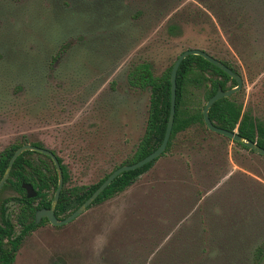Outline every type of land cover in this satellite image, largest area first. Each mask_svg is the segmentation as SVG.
I'll return each mask as SVG.
<instances>
[{"label":"rangeland","instance_id":"1","mask_svg":"<svg viewBox=\"0 0 264 264\" xmlns=\"http://www.w3.org/2000/svg\"><path fill=\"white\" fill-rule=\"evenodd\" d=\"M187 49L234 66L264 122V0H0V152L40 143L69 187L96 185L145 130L149 91L128 73L160 76ZM258 248L264 156L192 128L124 192L33 230L14 264H264Z\"/></svg>","mask_w":264,"mask_h":264},{"label":"trees","instance_id":"2","mask_svg":"<svg viewBox=\"0 0 264 264\" xmlns=\"http://www.w3.org/2000/svg\"><path fill=\"white\" fill-rule=\"evenodd\" d=\"M93 9L90 5L89 14L93 13ZM222 62L234 73L239 74L229 62ZM172 66L173 64L160 76H155L150 65L142 63L135 66L128 74V85L131 88L149 91V107L143 136L126 165L149 155L163 140L170 111ZM235 86L234 80L202 57L187 56L177 71L174 122L166 150L161 156L170 150L177 135L192 128H199L205 133H213L204 124L202 110L207 100L216 93L218 88L226 91ZM240 96L241 91L215 102L209 109V119L216 127L227 131L236 130L245 140L255 142L264 149V122L256 118L249 110L244 109ZM23 143L27 142L23 140V142L14 143L0 153V180L8 166L9 159ZM234 144L248 150L240 143L234 142ZM33 145L42 147L39 143ZM250 152L253 153V151ZM156 160L140 169L120 174L92 205L102 203L124 192L140 174L150 169ZM58 161L63 173V187L55 208V215L63 219L76 210L106 177L96 185L69 187L67 168L59 157ZM21 183L31 184L36 190V197L27 199L23 196ZM57 185L58 175L49 157L37 152L25 151L15 160L2 191L12 188L22 193L23 198L18 201L13 223L5 216L3 205L6 200L0 203V264H14L22 241L38 227L34 220L35 213L40 209L50 208ZM41 223L44 224L43 221ZM14 227L18 229V234L14 231ZM253 258L257 263H261L264 250L256 249Z\"/></svg>","mask_w":264,"mask_h":264},{"label":"water","instance_id":"3","mask_svg":"<svg viewBox=\"0 0 264 264\" xmlns=\"http://www.w3.org/2000/svg\"><path fill=\"white\" fill-rule=\"evenodd\" d=\"M187 56H200V57H202L203 59H205L207 62H209L213 66L222 70L225 74H227L236 83V86L234 88L228 89L226 91H223L221 88H218L216 93L207 100V102H206V104L202 110L203 121H204V124L207 127V129L213 133L219 134V135L224 136V137H226V138H228L234 142L242 144L248 150H251L260 156H264V149L259 147L255 142L245 140L243 137H241L237 133V131H227V130L221 129L219 127H216L209 119V114H208L209 109L211 108V106L215 102H217L218 100H220L222 98H228L231 95L239 92L242 89L243 80H242L241 75L234 73L224 63L215 59L214 57H212L211 55H209L208 53H206L205 51H203L201 49H187L178 55V57L176 58L173 66H172V69H171V73H170V93H171L170 111H169V117L167 120V125H166V129H165L164 137H163L161 144L154 151H152L149 155H147L143 159H141L135 163H132L130 165H124V166H121V167H118L117 169H115L99 185V187L91 194V196L86 201H84V203L81 206H79L75 211H73L68 217H66L65 219L59 220L55 216V207L57 205L59 195H60V192H61V189L63 186V173H62V170H61V167H60V164L58 162L57 157L51 151H49L47 149L38 148V147H35L33 145H30V144L22 145L18 149H16L15 152L13 153V155L11 156V158L8 162V166L6 168V171L0 180V190L3 187V185L5 184V182L7 181V178L10 174L12 166H13L15 160L18 158V156H20L25 151H34V152L41 153V154L49 157L52 160V162L55 166V169L57 171V174H58V185H57L56 191L54 193V197H53L52 203L50 205V208L49 209H40L35 213V223H38L42 218H46L49 224H51L53 226H62V225H66V224L72 222L73 220H75L88 206H90V204L121 173L140 169L143 166H145L146 164L151 163L152 161L161 157V155L165 152L169 138H170V135H171L173 122H174L177 71H178V68H179L181 62ZM22 188L25 190L27 198H34L36 196V192L33 189L32 185L23 184Z\"/></svg>","mask_w":264,"mask_h":264},{"label":"flooded vegetation","instance_id":"4","mask_svg":"<svg viewBox=\"0 0 264 264\" xmlns=\"http://www.w3.org/2000/svg\"><path fill=\"white\" fill-rule=\"evenodd\" d=\"M203 51H205V50H203ZM205 52H206V51H205ZM206 53H208V52H206ZM208 54H209V53H208ZM209 55H210V54H209ZM211 56H212V55H211ZM212 57H213V56H212ZM214 58H215V57H214ZM215 59H216V58H215ZM217 60H218V59H217ZM219 61H220V60H219ZM221 62H222V61H221ZM222 63H223V62H222ZM173 64H174V63H173ZM128 74H129V73H128ZM239 75H240V74H239ZM241 77H242V76H241ZM242 80H243V79H242ZM127 83H128V76H127ZM128 86H129V85H128ZM129 87H130V86H129ZM242 87H243V86H242ZM240 91H241V90H240ZM234 131H236V130H234ZM215 134H216V133H215ZM218 135H219V134H218ZM220 136H221V135H220ZM223 137H224V136H223ZM225 138H226V137H225ZM169 139H170V138H169ZM227 139H228V138H227ZM229 140H230V139H229ZM231 141H232V140H231ZM232 142L234 143V141H232ZM25 144H28V143H24V144H22V145H25ZM29 144H30V143H29ZM33 144H35V143H32V144H30V145H33ZM39 144H40V143H39ZM22 145H20V146H22ZM20 146H19V147H20ZM33 146H35V145H33ZM41 146H42V147H38V146H35V147L43 148V149H47V148H45L42 144H41ZM19 147H18V148H19ZM7 148H8V147H7ZM18 148H17V149H18ZM5 149H6V148H5ZM5 149H4V150H5ZM4 150H3V151H4ZM47 150H49V149H47ZM3 151H2V152H3ZM49 151H51V150H49ZM250 151H251V150H250ZM14 152H15V151H14ZM33 152H34V151H33ZM51 152H52V153L57 157V159H58V156L56 155V153H55L54 151H51ZM0 153H1V152H0ZM37 153H38V152H37ZM40 154H41V153H40ZM59 158H60V157H59ZM159 158H160V157H159ZM60 159H61V158H60ZM9 160H10V159H9ZM58 162H59V161H58ZM62 163H63V162H62ZM134 163H135V162H134ZM59 164H60V163H59ZM129 165H130V164H129ZM123 166H124V165H123ZM54 167H55V166H54ZM60 167H61V165H60ZM120 167H121V166H120ZM116 169H117V168H116ZM61 170H62V169H61ZM5 171H6V170H5ZM56 172H57V171H56ZM112 172H113V171H112ZM112 172H111V173H112ZM4 173H5V172H4ZM121 174H122V173H121ZM57 175H58V174H57ZM8 177H9V176H8ZM107 177H108V176H106V178H107ZM106 178H105V179H106ZM7 179H8V178H7ZM105 179H104V180H105ZM5 183H6V182H5ZM23 184H27V183H21V185H20L21 189L23 190V194H24V195H23L22 193L16 191L15 189L7 188V189H5V190H8V189L11 190V191L15 194V196H12V197H9V198H5V199H3L2 201H0V203H2L3 201L6 200V202H5L4 205H3L4 208H5V216L8 217V218L12 221V223L14 222V213L16 212V208H17V206H18V204H19V203H18L19 199H22V198H23L22 195L25 196V197L27 198V196H26V192H25V190L22 188V185H23ZM4 185H5V184H4ZM4 185H3V186H4ZM30 185H31V184H30ZM62 187H63V186H62ZM98 187H99V186H98ZM98 187H97V188H98ZM2 188H3V187H2ZM2 188H1V190H0V195H1L2 192L5 191V190L2 191ZM33 189H34V188H33ZM34 190H35V189H34ZM61 190H62V189H61ZM35 192H36V190H35ZM36 194H37V193H36ZM90 196H91V195H90ZM90 196H89V197H90ZM35 197H36V196H35ZM35 197H34V198H35ZM89 197H88V198H89ZM88 198H87V199H88ZM97 198H98V197H97ZM97 198H96V199H97ZM27 199H32V198H27ZM87 199H86V200H87ZM96 199H95V200H96ZM86 200H85V201H86ZM95 200H94V201H95ZM94 201H93V202H94ZM10 202H12V203L15 204V210H12V212L8 210V204H9ZM93 202H92V203H93ZM83 203H84V202H83ZM83 203H82V204H83ZM92 203L90 204V206L92 205ZM82 204H81V205H82ZM81 205H80V206H81ZM90 206H88L86 209H88ZM55 208H56V207H55ZM86 209H85V210H86ZM85 210H84V211H85ZM74 211H75V210H74ZM71 213H72V212H71ZM71 213H70V214H71ZM70 214H69V215H70ZM69 215H68V216H69ZM55 216H56V215H55ZM68 216H67V217H68ZM79 216H80V215H79ZM79 216H78V217H79ZM11 217H12V218H11ZM58 219H59V218H58ZM63 219H65V218H63ZM34 220H35V217H34ZM59 220H62V219H59ZM42 221H43V223H44L45 221H46L45 223L48 222L46 218H42L38 223H35V224L38 225V227H40V226L43 225V224L41 223ZM0 226H1V223H0ZM14 231L16 232V234L19 233V232H18V229H17L16 227H14ZM12 238H13V236H12ZM6 241H7V239L5 240V242H6Z\"/></svg>","mask_w":264,"mask_h":264}]
</instances>
